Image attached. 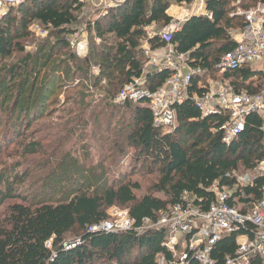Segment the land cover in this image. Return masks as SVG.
Listing matches in <instances>:
<instances>
[{
    "label": "trees",
    "instance_id": "trees-1",
    "mask_svg": "<svg viewBox=\"0 0 264 264\" xmlns=\"http://www.w3.org/2000/svg\"><path fill=\"white\" fill-rule=\"evenodd\" d=\"M173 2L188 7L194 0H124L99 19L82 22L91 38L95 36L99 41L91 39L89 55L84 58L76 55L69 39L82 19L79 18L84 7L81 0H26L0 17V59L22 56L7 66L2 65V117L41 116L44 95L54 88L57 78L77 79L76 88L80 90L74 93L73 105L83 111V117L89 107L98 109L99 115L105 108L126 112L128 118L122 121L119 137L124 136V146L133 151L137 162L147 166L148 173L157 174L150 191L162 196L145 194L138 198L140 184L131 180H119L106 186L110 179L102 171L97 176L92 175L93 179L83 181L85 186L95 179V183L103 186L102 194L90 188H73L68 193L67 188L61 192L59 200L36 202L29 198L30 192L22 193L17 189L16 184L25 178L21 165L16 163L9 169L3 168L0 172V207L4 206L0 214V264H96L101 259L106 264H160L157 255L164 253L161 244L165 229L139 233L144 220L156 221L176 205L188 204L207 211L214 201V194L209 191L214 183L219 188L233 190L231 205H246L261 199L264 175L257 172V168L264 160L261 129L264 121L257 114H249L244 130L225 144L221 127L227 122L228 113L203 117L190 97L174 106L176 127L169 132L154 127L152 113L144 102L118 104L115 101L126 84L142 76L146 57L141 47L147 38V28L156 26L161 30L170 24L172 19L167 10ZM204 2L211 18L191 17L171 34L169 42L158 36L151 39V48L172 45L176 54L186 56L192 70L199 71L191 77V95L202 96L205 90L198 85L211 76L229 82L237 93L243 90L258 93L264 86V76L250 67L226 72L216 68L222 56L236 45L230 32L244 27L242 17H231L236 9L235 0ZM257 4L264 5V0H240L238 7L248 10ZM32 22L55 35L54 41L48 42L51 48L45 54L47 47L36 54L25 50ZM57 48L67 53L65 60L70 65L63 59L53 61ZM171 74L169 70L148 73L143 87L155 91ZM90 88L101 92L95 100L98 103L87 102L91 98ZM85 91L87 94H80ZM9 95H13L11 102L4 104ZM19 101H24V105ZM92 104H96L95 107H91ZM18 137L19 140L9 138L2 149L8 143L14 144L12 149L22 158L46 152L41 142L25 134ZM105 139V144L109 143L111 148L108 152L123 146L116 140L110 142L109 137ZM86 141L80 142L81 145ZM56 151H52L53 155ZM81 152L83 156L88 155ZM54 161L56 158L47 164L53 166ZM123 173L119 170L120 177ZM245 173H252L256 178L251 185L237 186L238 175ZM71 179L74 183L77 181ZM114 206L128 209L133 221L131 230L92 231L108 219L107 210ZM75 231L81 232V237L73 246H64L67 236ZM235 252V237L228 236L214 246L212 257L216 264H223L224 259ZM166 260L170 262L171 256L166 255ZM186 264L196 263L189 259Z\"/></svg>",
    "mask_w": 264,
    "mask_h": 264
},
{
    "label": "built area",
    "instance_id": "built-area-1",
    "mask_svg": "<svg viewBox=\"0 0 264 264\" xmlns=\"http://www.w3.org/2000/svg\"><path fill=\"white\" fill-rule=\"evenodd\" d=\"M24 1L26 0H0V17L4 16L9 8ZM123 1L113 0L107 8L117 6ZM239 2L240 0H235L233 6L236 9L231 13V17H242L244 27L230 32L236 45L222 56L216 68L226 72L250 67L264 76V5L257 4L243 10L238 7ZM172 4L183 10L182 17H170L167 12L172 22L157 33L147 32V38L141 47L146 57L143 74L126 84L115 101L118 104L144 102L152 113L154 127L169 132L176 127L174 106L182 104L190 97L203 117L228 113L229 118L221 130L224 143L229 144L244 130L249 114H257L264 121V86L258 93L250 94L245 90L237 93L227 81L218 89H215L214 85L199 84V88L205 90L204 94L191 95V77L199 71L192 70L186 62V56L176 54L172 45L153 50L149 41L158 36L161 40L169 42L171 34L179 29L182 22L194 16L211 18L212 15L207 12L204 0H194L188 8L176 2ZM70 47L79 58H84L87 54V40L79 32L71 36ZM184 68H188L187 73H184ZM162 70L172 72L163 86L155 91L143 87L145 74ZM93 71L96 72V68H93ZM261 129L264 133V123ZM257 172L264 175V160L259 163ZM255 178L256 175L252 173L239 175L237 186L251 185ZM209 191L214 194V201L207 211H201L188 204L176 205L156 221L144 220L138 229L139 233L144 224H148L152 230L165 229L161 244L164 253L157 255L158 262L186 264L191 259L196 264H216L212 257L214 246L223 238L234 236L236 252L227 256L223 264H264V187L261 199L246 205H231L233 190L219 188L217 183L212 184ZM184 200H187L186 197ZM123 216L122 219L120 213L116 214L115 222L105 221L93 227L92 231L118 233L131 230L133 221L128 216V209L123 212ZM166 255L171 256L170 262H167Z\"/></svg>",
    "mask_w": 264,
    "mask_h": 264
},
{
    "label": "rangeland",
    "instance_id": "rangeland-1",
    "mask_svg": "<svg viewBox=\"0 0 264 264\" xmlns=\"http://www.w3.org/2000/svg\"><path fill=\"white\" fill-rule=\"evenodd\" d=\"M111 1L113 0H81L84 7L79 18L82 19L80 24L74 27V30L79 32L87 40V56L89 55L91 39L96 43L99 41L95 36L91 38V34L86 28L85 21L99 19L101 15L109 10L107 6ZM175 13V8L170 10V14ZM157 29L158 27H153L155 33L160 31ZM29 34L25 43V50L26 52L35 54L42 48L47 47L44 50L45 54V52L51 48L49 43H52L55 37L53 33H49L36 22L30 24ZM69 39L71 40V36ZM44 41L47 43L49 42V45L45 46L43 43ZM53 53L56 54L53 61L56 59H63L64 62H67L65 60L67 53L61 48L54 49ZM18 58H22V56L13 55L7 60L0 59V78H2V65L7 66ZM67 64L70 65L68 62ZM78 84L79 81L77 79L73 81V79L67 80L63 77L60 80L57 78L54 88L49 91V94L47 93L46 96L44 95L41 116L32 115L25 118L20 115H4L2 117L1 109L0 172H2L3 168L9 169L12 165L19 163L21 165L20 167L23 169L22 172L24 175H22L25 176V178L22 182L16 184L18 186L17 189L22 193H26L27 191L30 192L29 198L32 197L36 202L43 200L55 201L57 198L59 200L61 192L67 188L68 193H70V190L73 188H90L92 191H98L99 194H102L103 192L100 190L103 186H99L98 183H95V179L88 185L86 183L84 186L83 183V181L93 179L92 175L97 176L99 172L102 171H105V177L110 179V183L107 182L106 186L118 182L119 180H131L140 184V190L137 192L138 198L145 194H151L154 197L162 198L160 194L151 193L150 191V187L157 179V174L148 173L147 166L141 161L137 162L133 151L124 146V136L121 138L119 137V131H122V121L128 118V115L125 114L126 112L119 108H116V112H113L109 108H105L103 109L102 115H99L97 113L98 109H89V107L83 117V111L81 112V110L76 109L73 105V100L75 98L74 93L80 90L76 88ZM200 84L205 86L214 85V88L218 89L225 85V81L219 77L216 78L211 76ZM83 92L80 94H87V91H85V93ZM100 93L101 92L98 90L90 88L89 94L91 98H88L89 100L87 99V102L93 100L95 102ZM6 98L7 100L4 99V104L11 102L13 95H9ZM2 100V83H0L1 107ZM18 103L21 106L24 105V101H19ZM95 105L96 104H92L91 107H95ZM20 134H25L28 138L41 142L44 148H46V152L32 157L27 156L22 158L17 156V150L12 149L14 144L11 145L8 143V145L2 149V145L5 141L13 137H17V140H19L20 138L18 136ZM98 136L102 138V141H99L100 138H98ZM106 137H109L110 142L112 140L121 142L123 146L120 148H113L112 151L108 152L110 147L109 143L106 145L104 142ZM84 140L87 141L83 142L81 145L80 142ZM81 150L88 153L89 157L88 155L83 156ZM52 151H56L57 153L53 155ZM58 152L62 153V155H58ZM101 155H104V158H102ZM55 158L56 161H54L53 166L47 164L49 160H55ZM68 166H70V168L67 169ZM119 170L125 172L123 173V177H120ZM72 177L77 180L75 183L72 181ZM126 210L127 209L116 206L108 209V219L105 223L115 222L116 214L119 213L123 219V212ZM3 211L4 206H1L0 214H2ZM151 230L152 228L148 224H144L141 233L143 234ZM81 234V232L75 231L73 234L68 235L64 241V246L74 245L81 237ZM96 264L106 263L101 259L98 260Z\"/></svg>",
    "mask_w": 264,
    "mask_h": 264
},
{
    "label": "crops",
    "instance_id": "crops-1",
    "mask_svg": "<svg viewBox=\"0 0 264 264\" xmlns=\"http://www.w3.org/2000/svg\"><path fill=\"white\" fill-rule=\"evenodd\" d=\"M186 7V6H185ZM173 8H175L176 9V13L175 14H169V11L170 10H173ZM188 8V7H187ZM168 15L170 16V17H178V18H181L182 17V15H183V10L182 9H180V8H177L176 6H174L173 4L170 6V8L168 9ZM153 27H155V26H151V27H148L147 28V32H149V33H155V31H153ZM158 53H160V51H158ZM183 71H184V73H187L188 72V68H184L183 69ZM146 75V74H145Z\"/></svg>",
    "mask_w": 264,
    "mask_h": 264
}]
</instances>
